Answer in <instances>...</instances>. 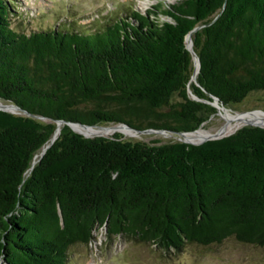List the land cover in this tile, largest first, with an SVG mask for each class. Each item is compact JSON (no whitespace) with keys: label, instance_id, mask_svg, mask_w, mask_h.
I'll list each match as a JSON object with an SVG mask.
<instances>
[{"label":"trees","instance_id":"obj_1","mask_svg":"<svg viewBox=\"0 0 264 264\" xmlns=\"http://www.w3.org/2000/svg\"><path fill=\"white\" fill-rule=\"evenodd\" d=\"M12 7L0 0V97L32 115L0 110V264H70L101 228L163 252L231 237L264 247V127L148 143L57 124L192 131L217 108L189 87L225 105L264 90V0L156 4L95 31L28 32Z\"/></svg>","mask_w":264,"mask_h":264},{"label":"rangeland","instance_id":"obj_2","mask_svg":"<svg viewBox=\"0 0 264 264\" xmlns=\"http://www.w3.org/2000/svg\"><path fill=\"white\" fill-rule=\"evenodd\" d=\"M180 1L182 0H12L14 7L11 8L10 17L12 26L28 32L39 28H62L67 24L74 25L73 27L78 30L95 31L116 18H130L132 10L147 12L153 5L160 4L164 7ZM2 101L14 105L9 101L3 99ZM226 106L236 113L253 109L264 111V90L252 91L242 101L231 102ZM10 110L15 113L23 112L17 108ZM221 119L218 114L215 117L212 115L203 125L206 128L217 129L224 123ZM44 120L51 121L49 118ZM57 124L62 125L58 122ZM104 125L125 124L110 122ZM245 125L250 124L243 126ZM139 132L142 133L138 135H127L121 131L116 133L125 140H141L148 143L185 141L183 134L178 131L147 128ZM58 134L59 129L52 140ZM113 135L97 134L90 137ZM45 148L46 146L36 153L34 163L40 159ZM95 235L96 239L93 242L78 243L71 247L70 264H264V247L239 242L233 237L222 243L212 245L191 243L181 251L163 252L156 245L129 240L123 236L111 240L107 237L105 228L95 231Z\"/></svg>","mask_w":264,"mask_h":264},{"label":"bare ground","instance_id":"obj_3","mask_svg":"<svg viewBox=\"0 0 264 264\" xmlns=\"http://www.w3.org/2000/svg\"><path fill=\"white\" fill-rule=\"evenodd\" d=\"M188 43H191V37H188ZM195 62V69H194V75L192 77V81L197 80V75L199 71V63L197 60L194 59ZM4 104L2 100H0V105ZM216 108L217 111L215 114H213V117H215L216 114H218L224 121V123L217 129L214 128H206L204 125H202L197 130H192L189 132L182 133L185 140L187 141H201L204 140L207 137L214 136L216 134H222L227 135L231 132H234L239 127L243 126L244 124H261L264 125V111L263 110H255L253 112L243 113V112H233L230 108H228L225 104L220 103L219 101L216 102ZM220 125V124H219ZM73 127L76 131L92 136L97 134H104V135H112L115 134L117 131H121L126 133L127 135H138L142 132H139L135 129H131L125 125H117L112 128H94V127H88L86 125H83L81 123H74ZM214 127V126H213Z\"/></svg>","mask_w":264,"mask_h":264},{"label":"water","instance_id":"obj_4","mask_svg":"<svg viewBox=\"0 0 264 264\" xmlns=\"http://www.w3.org/2000/svg\"><path fill=\"white\" fill-rule=\"evenodd\" d=\"M191 37V33L187 36V47L191 50V52L193 53V56H194V59L195 60H197L198 61V63H199V71H200V68H201V61H200V57H199V55H198V53L196 52V50L194 49V46H193V41H192V37H191V43L189 44L188 43V37ZM198 71V72H199ZM193 75H194V73H193ZM193 75H192V77H193ZM192 77H191V80L190 81H192ZM195 83L196 84H200L199 83V81L198 80H196L195 81ZM188 91H189V93L191 94V96H192V98H194V99H197V100H204V101H208V102H210L212 105H214L215 107H216V102L217 101H219V98L218 97H215V99L214 100H205V99H202V98H200L199 96H197L195 93H193V91H192V88H190L189 87V89H188ZM212 97H214L213 95H212ZM0 100H2V98L0 97ZM15 105V104H14ZM9 105V104H2V105H0V110L1 109H6V110H10V108H17V109H19V110H21V111H23L24 113H26V114H28V115H32L29 111H26V110H24L22 107H20V106H18V105ZM255 110H260V109H253V110H247V111H244L243 113H248V112H253V111H255ZM11 111V110H10ZM213 115V114H212ZM211 115V116H212ZM39 117H41V118H43V119H46L47 117L46 116H43V115H41V116H39ZM208 120V119H207ZM206 120V121H207ZM206 121H204V122H202V124L200 125V127L206 122ZM58 123H62V124H68V125H70L73 129H74V127H73V124L74 123H77L78 121H69V120H64V119H60V120H58L57 121ZM78 123H81V124H83V125H86V126H88V127H97V128H99V129H103V128H112V127H115V126H111V125H104V124H89V123H84V122H78ZM127 127H129V128H131V129H135V130H137V131H144V130H147V129H139V128H135V127H133V126H131V125H128V124H125ZM250 125H255V126H261V127H264V125H261V124H250ZM199 127V128H200ZM59 129V132H60V128H58ZM149 129H155V128H149ZM198 129V128H197ZM197 129H195V130H197ZM75 130V129H74ZM194 131V130H193ZM181 133H184V132H189V131H180ZM86 136H88V135H86ZM223 136H226V135H222V134H216V135H214V136H211V137H207V138H205L204 140H201V141H205V140H209V139H216V138H220V137H223ZM55 140V138H53V140H52V142ZM186 142H197V141H187V140H185ZM50 145V144H49Z\"/></svg>","mask_w":264,"mask_h":264}]
</instances>
